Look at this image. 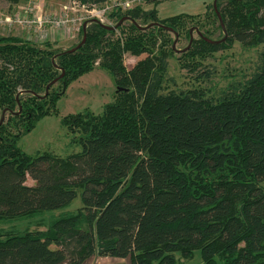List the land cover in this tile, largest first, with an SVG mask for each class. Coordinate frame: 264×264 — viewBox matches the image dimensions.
<instances>
[{
  "label": "trees",
  "instance_id": "obj_1",
  "mask_svg": "<svg viewBox=\"0 0 264 264\" xmlns=\"http://www.w3.org/2000/svg\"><path fill=\"white\" fill-rule=\"evenodd\" d=\"M75 1L91 7L107 0ZM163 1L114 7L111 24H103L124 20L112 30L89 19L86 40L73 52L65 50L82 39V27L68 48L0 35V220L64 208L78 194L81 201L44 231L0 232V264H79L91 255L176 264V253L191 258L196 249L203 264H264V0H216L225 40L197 35L180 55L181 66L194 71L198 64L184 57L211 56L234 42L261 46L249 76L215 98L202 88L164 90L175 51L168 36L184 31L189 40L186 23L197 24L199 14L161 18ZM210 9L222 30L213 0ZM125 53L146 55L127 68ZM96 66L113 78L112 101L100 113L60 119L78 133L80 151L26 154L20 138L56 114L69 83ZM27 175L34 184L25 183Z\"/></svg>",
  "mask_w": 264,
  "mask_h": 264
},
{
  "label": "rangeland",
  "instance_id": "obj_2",
  "mask_svg": "<svg viewBox=\"0 0 264 264\" xmlns=\"http://www.w3.org/2000/svg\"><path fill=\"white\" fill-rule=\"evenodd\" d=\"M67 1L68 0H59L58 3L55 4V7L44 8L45 13L40 15L34 8V14L38 17H42L46 13L58 10L62 4H67ZM211 1L212 0H207L206 2H202V0H164L158 4L157 9L159 10V17L170 16L177 13L199 14L197 24L188 22L186 23V27L193 29L194 25H198L199 29L208 30L210 32L211 39L218 40L223 37L224 33L217 27V23L214 22L210 9ZM4 2L5 0H0V20L4 19V16L10 13L6 11L3 6L5 5ZM203 3L205 6L202 7ZM140 4H142L144 8H150L152 6L151 4H144L143 2ZM206 5H208V7ZM111 10L105 12L103 21H101L102 23L111 24V20L107 17ZM19 13L20 16H24L22 9H20ZM94 18L98 19L97 17ZM138 22L141 23L142 21ZM16 26L17 25L8 26L6 23L0 22V35H9ZM54 29L63 32L60 28ZM31 31L34 32L35 37L38 39L37 42L46 41V39L35 32V30L32 29ZM192 36L193 39L197 38V34L194 30H192ZM168 38H171L172 42L174 38L175 51H170L167 58L168 66L162 83L165 91L202 88L206 96L215 98L221 94V91L225 89L228 84L248 77L259 64L258 53L261 49L260 45L248 47L239 42H234L232 45H227L225 48L214 52L211 56L198 54L194 58L190 56L184 57L187 59L185 61H188L190 65L198 64V70H189L181 66L184 60L180 58L188 41L185 32L181 31L177 38L174 37L173 34H170ZM78 40L79 35L77 34L71 42H63L61 46L62 48H68L74 45ZM160 43L159 41L158 44L160 45ZM166 45L165 47L168 49L170 44L168 43ZM157 47L154 49L155 52L158 51ZM154 51L153 53H155ZM145 55L146 54L133 56L130 53H125L123 56V63L125 67L130 68L136 61L144 58ZM200 68L202 69L199 71ZM204 69L208 70L207 76H204ZM115 90L116 86L111 74L102 68L96 66L91 71L82 74L69 83L64 95L58 99L56 103L57 113L42 117L34 128L20 138L18 146L30 156H34L37 153L48 152L62 158L80 151V145L77 142V137L79 138L78 133L68 131L64 125H61V117L84 109H89L96 114L100 113L102 111V106L112 101ZM1 115L2 114H0V118ZM25 183L32 185L34 181L27 175ZM80 206V194H78V196L64 208L43 212L22 219L0 220V232L11 230L18 232H23L25 230L44 231L49 227L51 220L58 215L75 212ZM175 256L177 258L176 264H203L199 249L193 252L191 258H183L179 253H176ZM129 262L128 257L114 258L91 255L79 264H129Z\"/></svg>",
  "mask_w": 264,
  "mask_h": 264
},
{
  "label": "built area",
  "instance_id": "obj_3",
  "mask_svg": "<svg viewBox=\"0 0 264 264\" xmlns=\"http://www.w3.org/2000/svg\"><path fill=\"white\" fill-rule=\"evenodd\" d=\"M142 2L143 0H115L113 3L103 6L93 5L86 7L75 0H68L67 4H62L58 10L46 13L42 17L36 16L33 7L29 5L22 8L24 16H20V10H18L10 15H5V18L0 20V22L6 23L8 26L17 25L28 30L33 29L44 39H47L51 28H60L67 36L73 39L79 33L82 24L87 23L89 19L97 17L101 22L105 12L116 6L128 9Z\"/></svg>",
  "mask_w": 264,
  "mask_h": 264
},
{
  "label": "crops",
  "instance_id": "obj_4",
  "mask_svg": "<svg viewBox=\"0 0 264 264\" xmlns=\"http://www.w3.org/2000/svg\"><path fill=\"white\" fill-rule=\"evenodd\" d=\"M58 1L59 0H5V2H4L5 5H3V6L5 7L6 11L10 12V13H8L10 15V14L22 9L23 7H27V6L31 5L33 7V9L35 8L37 10L38 14L40 15V14L45 13L44 8L55 7L56 6L55 4L58 3ZM113 1H115V0H107L104 4L97 5V6H103L105 4H111V3H113ZM119 1H121V0H119ZM202 2H204V1L202 0ZM157 6H156V9H157ZM203 6H205L204 3L202 4V7ZM157 12H158V16H160L158 9H157ZM164 17H167V16H162L161 18H164ZM9 34H12V35H15V36H18L21 38H25L27 40L35 41V42L38 40L35 37L33 31L21 28L20 26H16V28L13 29L12 32ZM73 39H71L69 36H67V34L59 31L58 29L51 28L49 30V34H48L46 41L52 43L55 47L62 48L61 43L71 42Z\"/></svg>",
  "mask_w": 264,
  "mask_h": 264
},
{
  "label": "water",
  "instance_id": "obj_5",
  "mask_svg": "<svg viewBox=\"0 0 264 264\" xmlns=\"http://www.w3.org/2000/svg\"><path fill=\"white\" fill-rule=\"evenodd\" d=\"M213 8H214V10H215V12H216V14H217L218 20H219L220 25H221V27H222V31H223V33H224L223 37H222L221 39H218V40L208 39V38L204 37V36L201 34V32H200L196 27L193 28V29L191 28V29L189 30V40H188L189 43H188V45H187V47H186L185 49H188V48H189L190 43H191L192 40H193L192 30H194L195 33H196L199 37L203 38L205 41L210 42V43H220V42H223V41L225 40L227 34H226V32H225V29H224V26H223L222 19H221L220 15H219V12H218L217 7H216V0H213ZM91 20L96 21L97 19H96V18H92ZM123 20H124V19H121L116 25H105V24H103L102 22H101V23H102V26L106 27L107 29L112 30V29H115L116 26L119 25ZM86 26H87V23H86V22L82 24V30H83L82 39H81V40H80L75 46H73V47H71V48H69V49H66L65 52H73V51H75L76 49H78L81 45L84 44V42H85V40H86ZM175 37L177 38V34H176V32H175ZM174 44H175V41H173V43H172V48H173V49H175V48H174ZM185 49H184V50H185ZM176 50H178V49H176ZM56 81H57V79H54V80H52L50 83H48L47 86H46V91L48 90L49 86H50L51 84H54ZM4 113H5V111L2 112V115H1V118H0V122H2V120H3V118H4Z\"/></svg>",
  "mask_w": 264,
  "mask_h": 264
}]
</instances>
